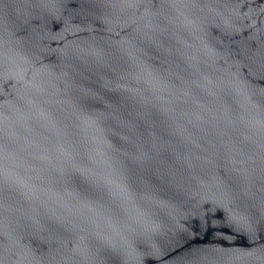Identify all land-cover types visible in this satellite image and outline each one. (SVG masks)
Instances as JSON below:
<instances>
[{
	"label": "water",
	"instance_id": "water-1",
	"mask_svg": "<svg viewBox=\"0 0 264 264\" xmlns=\"http://www.w3.org/2000/svg\"><path fill=\"white\" fill-rule=\"evenodd\" d=\"M0 264H264V0H0Z\"/></svg>",
	"mask_w": 264,
	"mask_h": 264
}]
</instances>
